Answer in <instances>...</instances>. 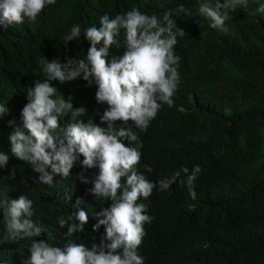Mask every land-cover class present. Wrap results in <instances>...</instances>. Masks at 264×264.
Instances as JSON below:
<instances>
[{
    "label": "clouds",
    "instance_id": "9594fccd",
    "mask_svg": "<svg viewBox=\"0 0 264 264\" xmlns=\"http://www.w3.org/2000/svg\"><path fill=\"white\" fill-rule=\"evenodd\" d=\"M55 4L0 0V26L35 23ZM238 7L264 16V4L253 0H200L197 13L207 27L227 33ZM83 34L90 43L86 58L65 63L42 58L17 108L8 115L9 109L0 104V117L6 114L11 133V153L40 174L38 183L51 187L55 175L66 179L75 169L71 179L85 186L71 204V215L58 218V225L67 227L66 243L59 247L33 240L47 229L33 221L32 200L0 193L5 226L0 244L32 239L28 264H144L147 250L154 253L155 264H168L181 196L188 208L196 207L201 167L153 168L161 148L185 140L166 138L149 125L163 105H174L181 73L174 47L185 31L170 12L161 18L133 7L114 18L103 15L99 27H87ZM122 34L126 50L109 62V49L119 48ZM80 35V25L72 26L64 45ZM78 78L87 87L96 86L92 108L74 98L72 81ZM8 160L0 152V167ZM66 202H72L71 195ZM85 229L93 235L89 247L71 239Z\"/></svg>",
    "mask_w": 264,
    "mask_h": 264
},
{
    "label": "trees",
    "instance_id": "16d2710c",
    "mask_svg": "<svg viewBox=\"0 0 264 264\" xmlns=\"http://www.w3.org/2000/svg\"><path fill=\"white\" fill-rule=\"evenodd\" d=\"M199 2L56 0L35 23L0 26V104L9 109L8 115L17 108L42 58L62 63L86 58L90 43L83 32L99 27L103 15L114 18L133 7L161 18L170 12L185 31L174 47L180 57V82L174 105H163L149 129L185 143L161 148L152 167L191 171L199 165L201 172L195 182L196 199H191L196 207L188 208L181 196L168 264H264V16L238 7L232 31L222 33L203 23ZM77 24L79 39L65 46L63 37ZM125 50L122 34L119 48L109 49L108 61ZM86 84L81 78L72 81L74 98L92 108L96 86ZM5 119L6 114L0 117V152L9 160L0 167V193L9 199H31L33 221L47 229L32 239L63 247L67 227L61 228L58 218L71 215V204L85 186L71 179L75 169L66 179L55 175L51 187L38 183L40 174L12 155ZM69 195L71 203L66 202ZM2 220L0 209V237L5 234ZM92 237L85 229L71 239L89 247ZM32 239L0 244V264H28ZM155 263L154 253L147 250L144 264Z\"/></svg>",
    "mask_w": 264,
    "mask_h": 264
},
{
    "label": "rangeland",
    "instance_id": "374dc122",
    "mask_svg": "<svg viewBox=\"0 0 264 264\" xmlns=\"http://www.w3.org/2000/svg\"><path fill=\"white\" fill-rule=\"evenodd\" d=\"M255 3H256V5H258L259 4V2L257 1H255ZM260 5V4H259ZM251 10L252 11H255V9L254 8H251ZM202 21H203V23L206 25V23H207V20L206 19H201Z\"/></svg>",
    "mask_w": 264,
    "mask_h": 264
}]
</instances>
